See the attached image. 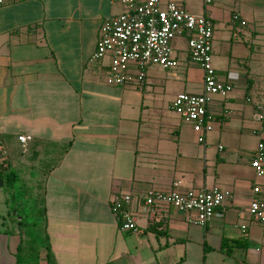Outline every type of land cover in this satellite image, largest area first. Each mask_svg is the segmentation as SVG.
I'll return each mask as SVG.
<instances>
[{"label": "crops", "instance_id": "0c3cea01", "mask_svg": "<svg viewBox=\"0 0 264 264\" xmlns=\"http://www.w3.org/2000/svg\"><path fill=\"white\" fill-rule=\"evenodd\" d=\"M166 1L213 21L217 73L235 77L233 92L209 104L214 129L205 143L173 110L185 83L168 101L166 91L147 86L168 69L151 65L142 81L111 85V57L91 61L104 21L125 6L111 0L0 6V131L7 151L0 163V264H32L36 253L37 264H264V227L249 214L254 186L264 194V177L251 165L264 122L257 119L264 111V0ZM185 37L175 40L174 54L187 82L192 59ZM21 134L32 136L27 151ZM17 183L27 199L42 203L47 244L40 249L10 210ZM215 186L228 196L205 226L193 223V212L166 204L149 212L134 198L126 207L141 231H124L113 210L127 193Z\"/></svg>", "mask_w": 264, "mask_h": 264}, {"label": "built area", "instance_id": "2783aa9c", "mask_svg": "<svg viewBox=\"0 0 264 264\" xmlns=\"http://www.w3.org/2000/svg\"><path fill=\"white\" fill-rule=\"evenodd\" d=\"M10 0H0V6ZM125 6V11L107 18L102 26L100 38L91 61L110 56L112 61L106 73V81L111 85H126L137 79L142 81L145 69L160 65L164 69L179 66L172 42L182 35L188 38V48L193 62L203 70V93H179L173 110L190 124L198 134L200 143L206 142L207 134L214 129L209 104L216 95L229 96L235 88V77L231 74L221 78L213 59L214 23L203 15L189 12L173 1L166 0H113ZM245 24V22H242ZM137 69V74L132 70ZM258 120L264 116L258 114ZM264 134V130L261 129ZM24 151L32 136L21 134L17 137ZM0 131V163L6 164L7 151ZM220 148H223L222 146ZM251 165L258 177H264V144L255 150ZM253 198L249 207L252 219L264 227V197L259 185L253 188ZM228 192L220 187L178 190L149 188L137 195L127 193L114 201L113 210L120 217V228L124 231L140 232L135 214L126 206L133 199L139 200L146 211L154 212L161 204L173 207L179 212H193V223L207 225L223 206ZM245 232L247 226L242 225Z\"/></svg>", "mask_w": 264, "mask_h": 264}, {"label": "rangeland", "instance_id": "374dc122", "mask_svg": "<svg viewBox=\"0 0 264 264\" xmlns=\"http://www.w3.org/2000/svg\"><path fill=\"white\" fill-rule=\"evenodd\" d=\"M111 1L112 3H114L113 0ZM178 37H182V36H178ZM178 37H176L172 42L173 49H174V42ZM213 45H214V40H213ZM187 50L189 51L188 45H187ZM190 65L191 67L190 69H188L189 72L187 75L190 79L187 82L184 79L186 78L185 72L183 71V69H181V67H177L174 69L166 70L167 73L164 74L163 79L159 82H156L155 80L152 81L153 79L147 80L146 81L147 86L158 88L160 89L161 92L166 91L165 101L169 100V96H172L173 92L178 93L180 88L182 89L184 87L183 86L184 83L187 86V88L185 89L187 93L201 94L203 93V87H202L203 83L201 81V78L203 77V70L198 66V64L193 63L192 61ZM152 68L159 70L160 67L153 66ZM166 74L167 76L166 78H164ZM178 76L183 78L182 82L177 79ZM261 113L264 115V111H262ZM256 138H257V141H260L261 138L264 139V134L259 132L258 137ZM256 138L254 137V139ZM14 186H15L14 189L16 191V197L12 202H9L10 210L12 211V213L15 212L17 214V218L23 221L22 229L24 232H27L29 235L28 240H27L28 243L34 244V247L38 249L45 247L47 244L46 243L47 241L45 240V237H44L43 228H42L43 221H42V217L39 212L41 211L42 203L37 202L36 200L27 199L25 196L27 195L28 192L26 190L20 191L19 183L15 184ZM262 197H264V194H262ZM37 257L38 255L36 253L30 256L28 259L32 261V264H37L38 262Z\"/></svg>", "mask_w": 264, "mask_h": 264}, {"label": "trees", "instance_id": "16d2710c", "mask_svg": "<svg viewBox=\"0 0 264 264\" xmlns=\"http://www.w3.org/2000/svg\"><path fill=\"white\" fill-rule=\"evenodd\" d=\"M262 129L264 130V122H263V127H262ZM260 144H264V139H263V138L260 139Z\"/></svg>", "mask_w": 264, "mask_h": 264}]
</instances>
